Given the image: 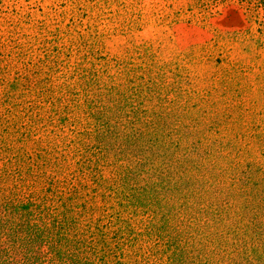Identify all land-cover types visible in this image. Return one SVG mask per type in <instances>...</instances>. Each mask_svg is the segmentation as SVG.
Returning <instances> with one entry per match:
<instances>
[{"label": "trees", "instance_id": "obj_1", "mask_svg": "<svg viewBox=\"0 0 264 264\" xmlns=\"http://www.w3.org/2000/svg\"><path fill=\"white\" fill-rule=\"evenodd\" d=\"M78 10L73 53L0 43V264H264V160L211 140L191 53L98 50Z\"/></svg>", "mask_w": 264, "mask_h": 264}, {"label": "rangeland", "instance_id": "obj_2", "mask_svg": "<svg viewBox=\"0 0 264 264\" xmlns=\"http://www.w3.org/2000/svg\"><path fill=\"white\" fill-rule=\"evenodd\" d=\"M79 5L86 8L82 21L103 35L98 50L145 41L164 61L191 53L182 62L196 76L192 84L207 81L203 110L220 130L211 140H233L264 160V41L245 38L264 33V0H0V43L17 38L32 64L54 48L73 53L76 33L86 32L77 24ZM0 47L9 54L7 43Z\"/></svg>", "mask_w": 264, "mask_h": 264}]
</instances>
